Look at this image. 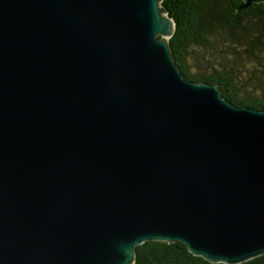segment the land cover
I'll return each instance as SVG.
<instances>
[{"label":"water","instance_id":"obj_1","mask_svg":"<svg viewBox=\"0 0 264 264\" xmlns=\"http://www.w3.org/2000/svg\"><path fill=\"white\" fill-rule=\"evenodd\" d=\"M162 3L0 0V264L264 256V111L185 79Z\"/></svg>","mask_w":264,"mask_h":264},{"label":"trees","instance_id":"obj_2","mask_svg":"<svg viewBox=\"0 0 264 264\" xmlns=\"http://www.w3.org/2000/svg\"><path fill=\"white\" fill-rule=\"evenodd\" d=\"M162 4L176 24L169 44L185 79L218 85L232 105L264 111V80L249 78V84H239L236 63L227 62L240 59L242 50L247 58L264 54V4H252L244 10L239 9L244 0H163ZM195 48L219 56V68L209 74L200 71L203 59ZM227 51L231 56L226 61L222 54ZM134 264L213 263L194 256L182 243L154 241L136 248ZM241 264H264V256Z\"/></svg>","mask_w":264,"mask_h":264},{"label":"rangeland","instance_id":"obj_3","mask_svg":"<svg viewBox=\"0 0 264 264\" xmlns=\"http://www.w3.org/2000/svg\"><path fill=\"white\" fill-rule=\"evenodd\" d=\"M198 52V55L202 57L203 59V66L200 69V71H204L206 73H211L213 69H218L219 68V62L220 57L212 53V51L207 52L206 50L195 48ZM240 50V49H239ZM242 53V54H241ZM240 53L241 58L240 59H235V60H229L230 58V53L227 51L226 53L222 54V57L224 60H226L229 64H234L236 63L235 69H236V76L238 79H240L238 82L239 84L242 83H248L249 84V78H257L264 80V54L263 53H258L257 58L253 59L251 57L247 58L245 57L246 54L242 50ZM237 61V62H236ZM191 65H193L191 63ZM198 71V70H197Z\"/></svg>","mask_w":264,"mask_h":264}]
</instances>
